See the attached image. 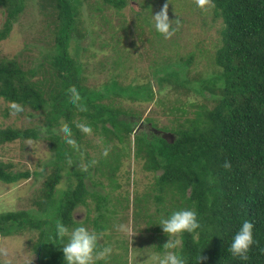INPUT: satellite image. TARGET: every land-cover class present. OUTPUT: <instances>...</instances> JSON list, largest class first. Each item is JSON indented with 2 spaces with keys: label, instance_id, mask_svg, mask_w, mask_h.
<instances>
[{
  "label": "trees",
  "instance_id": "16d2710c",
  "mask_svg": "<svg viewBox=\"0 0 264 264\" xmlns=\"http://www.w3.org/2000/svg\"><path fill=\"white\" fill-rule=\"evenodd\" d=\"M142 1L143 6L150 8L154 0ZM126 3L127 0H0L4 13L0 41L8 37L19 15L32 4L39 16L35 24L37 36L33 40L38 39L43 45L35 64L27 57L20 56L19 60L15 56H0V99L21 103L28 117L34 111L41 114L39 129L0 128V145L16 139H45L51 151L44 163L50 172L31 197L35 207L0 212V236L35 230V240L28 241L38 263L64 264L57 237L58 224L69 229L84 224L106 236L116 233V203L120 210L129 208L128 199L122 205L118 194L113 192L121 186L116 173L122 159L132 151L135 157L143 159L144 169L161 170L153 176L151 188H145L140 196L134 195L131 217L132 230L152 231L156 251H163L162 245L168 238L160 225L154 223L159 214L167 215L177 207H194L201 228L181 237L182 253L188 264H264L261 251L264 248V0H210V7L221 18V24L213 66L207 75L191 74L190 59H185L181 62L184 69L162 64L152 69V79L138 83L133 81L143 77L142 74L127 79L122 73L124 64L113 58L109 62L112 65L108 63V70L113 73L99 87L86 84L80 54L88 47L79 43L86 35V29L81 26L82 9L85 6L90 14H98L101 23L109 25L110 20L102 12L104 8L111 6L119 12ZM173 4V8L179 9ZM137 14L141 22L150 23L145 21V15ZM147 41L150 39H140L142 44ZM98 45L106 47L101 42ZM101 57L98 63L104 67L108 55ZM119 77L123 80H118ZM153 82L162 91L165 84L176 93L171 99L166 98L169 96L166 91L163 94L166 99H160L161 115L171 116L166 124L158 123L151 114L142 116L144 106L139 102L151 101L157 94ZM192 82L197 85L191 87ZM73 89L80 96L75 104ZM205 90L210 95L203 96V101L188 102L182 98L189 91L202 95ZM119 97L125 98L126 103ZM185 106L194 107L193 115H189ZM61 121L72 128L78 150L66 143ZM78 123L90 125L91 133L82 132L76 127ZM96 135L104 150L93 159L87 148H93L91 141ZM69 158L72 165L68 164ZM226 159L231 164L227 169L223 167ZM85 165L86 171L82 170ZM10 166L0 161L3 183H16L30 175L29 168L13 172ZM37 173L32 171L34 175ZM93 174H97L96 179ZM99 177L107 178L109 192L93 188L102 185ZM148 190L155 191L152 212L139 203L151 196ZM112 200V205H107ZM78 205L85 208L81 220L74 217ZM138 207L141 212L137 211ZM136 218L143 219L144 228ZM245 219L253 222L257 243L250 248L248 259L241 261L230 254L228 245ZM106 230L109 234L104 233ZM120 242L118 251L111 249L96 264H131L128 251L135 248L134 243ZM105 246L106 242L99 243L101 250ZM199 251L206 260L196 262Z\"/></svg>",
  "mask_w": 264,
  "mask_h": 264
},
{
  "label": "rangeland",
  "instance_id": "374dc122",
  "mask_svg": "<svg viewBox=\"0 0 264 264\" xmlns=\"http://www.w3.org/2000/svg\"><path fill=\"white\" fill-rule=\"evenodd\" d=\"M142 2V0H127L126 5L119 12H116L111 6H106L102 12L110 20L109 25L101 23L98 19V14H90L89 10L85 6L83 7L81 26L86 29V35L79 40V43L88 47L86 52L80 54V59L84 62L85 71L83 75L86 77V84L99 87L102 84L101 82L113 73L112 70H108L109 64L112 65L113 63L109 62L113 58L124 64L122 73L127 79L142 74L143 77H138L133 81L138 83L152 79L150 74L152 69L159 68L162 64L167 66L171 64L172 68L184 69L185 65L181 62L185 59H190L188 69L191 74L199 72L198 76H204L211 70L213 52L219 39L218 29L221 24V18L214 14L210 4L207 6V11H202L196 7V0H154L150 8L143 6ZM166 2L168 4L167 12L169 18L175 19L178 17L181 21L179 26L176 27L177 32L174 31L168 37L156 34L151 24V13L158 12ZM172 3H174L173 6H177L179 9L173 8ZM1 9L2 7L0 6V26L4 20V13L1 12ZM137 12L141 16L145 15V21L150 23L144 24L141 22ZM38 18L35 6L28 4L19 15L18 21L14 23L8 37L0 41V56H15L19 60H21V57H27L31 64H35L37 58L41 55V51L38 50L43 48L38 39L33 40L34 36H37L35 24L38 22ZM50 28H53V25ZM144 37L150 39V41L142 44L140 39H144ZM100 42L106 47H100L98 45ZM102 53L108 55L105 61L103 59L105 62L104 67L103 64L98 63L102 58ZM186 71L187 69L182 73ZM183 75L181 74V76ZM35 77L37 78L38 76ZM117 79L123 80L120 77ZM125 82L127 83L128 80H125ZM193 85H197L196 82H192L191 87ZM152 86L154 90L158 89L153 99L148 102L138 101L144 106L142 116L151 114L152 117L158 120V123L166 124L167 117L171 116L169 114L161 115L160 111L163 105H160V99H172L176 97V93L172 89H167L168 86L165 84L162 85L163 91L156 82H153ZM166 91H169V96L167 95L168 97L164 98L163 94ZM209 95L206 90L202 92V95L189 91L182 98L187 99L188 102H198L203 101V96L207 97ZM118 99L124 100L123 103H126L125 98L119 97ZM9 104V102L0 99V128L4 129L7 126L21 130L32 126L36 129L40 128L38 127L39 118L41 117L40 112L34 111L32 117H28L26 115L27 112L24 110L22 113L13 115L9 109ZM166 104L169 105L167 102ZM185 107L189 109V115H193L191 112L194 107ZM7 110H9V113L6 115ZM47 143L48 140L45 139H16L2 142L0 145V161L10 163V169L13 172L29 168L30 175L26 178H20L16 183H3L0 181V212L35 207L31 203V197L41 187L45 176L50 172L48 165L44 164L51 156ZM91 144L93 148L89 147L87 150L94 159L104 149L97 135L91 141ZM33 170L39 173L34 175L32 174ZM159 171L151 172L144 169L143 159L135 157L134 153L130 151L129 156H125L122 159V164L116 173L121 186L113 189V192L118 194L122 205H125L128 199L129 208L120 210L116 203L115 209L117 212L114 222L117 224L115 227L117 231L108 236L99 232V243L106 242L107 247L118 251L120 246L117 245L121 243V240L127 242V245L129 241H132L135 248H130L128 251L131 264H149L146 253L156 251L154 249L156 238H153V233L150 234L152 231L147 233L143 230V232L139 233L136 230H132L131 217L134 210L133 205L135 204L133 201L134 195L140 196L143 191H146L145 188H151L153 186V176L159 174ZM93 175L96 179L97 174ZM98 179L102 182V185H94L93 188L100 190L102 193L109 192L110 188L107 184V178L99 177ZM86 182L89 186H92L91 182H88V180ZM148 192L151 193V196L145 201L140 200L139 203L145 204L152 212L155 208L153 196L155 191L148 190ZM112 202L114 200L109 201L107 205H112ZM89 203L90 205L93 204L92 201ZM137 211H140L139 207ZM84 212L85 208L82 205H78V208L74 211V217L81 220L84 217ZM161 215L163 213L159 214V216ZM137 221L138 225L144 228L143 219L138 218ZM88 228L90 229V227ZM108 232L109 230H106L104 233L107 234ZM36 235L37 232L35 230H26L22 234L0 236V264H39L38 257L31 249L28 241L29 239L35 240Z\"/></svg>",
  "mask_w": 264,
  "mask_h": 264
},
{
  "label": "clouds",
  "instance_id": "9594fccd",
  "mask_svg": "<svg viewBox=\"0 0 264 264\" xmlns=\"http://www.w3.org/2000/svg\"><path fill=\"white\" fill-rule=\"evenodd\" d=\"M210 0H196V7L202 11H207ZM167 2L158 12L151 13V24L157 33L168 37L176 31V27L181 23L177 17L170 19L167 12ZM73 104L79 99V93L73 89ZM9 109L13 115L23 112V105L17 101L9 104ZM60 127L65 137L66 143L72 145L75 150L79 149L77 141L72 138V128L65 122H60ZM84 133H91L92 128L88 124L78 123L76 125ZM71 158L68 164L72 165ZM224 168H230L231 164L226 159L223 163ZM87 170V165L82 169ZM167 235V240L163 243V251H151L147 254L149 264H188V258L183 255V241L181 237L184 233H194L201 228L199 214L194 207H177L172 209L167 215H161L157 222ZM147 225V224H146ZM254 224L250 220H243L235 233H233L228 251L233 257H238L241 261L248 259L250 248L256 244L253 236ZM57 237L61 241L60 250L63 254L64 264H96L101 258H104L111 252L110 247H99L100 234L86 227L84 224H78L69 229L64 224L57 225ZM66 238V239H65ZM264 252V248L261 249ZM206 260V257L199 255L196 262Z\"/></svg>",
  "mask_w": 264,
  "mask_h": 264
}]
</instances>
